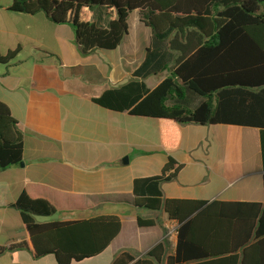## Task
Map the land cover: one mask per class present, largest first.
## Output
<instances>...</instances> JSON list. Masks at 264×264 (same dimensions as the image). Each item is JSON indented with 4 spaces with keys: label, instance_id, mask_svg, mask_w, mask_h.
<instances>
[{
    "label": "trees",
    "instance_id": "16d2710c",
    "mask_svg": "<svg viewBox=\"0 0 264 264\" xmlns=\"http://www.w3.org/2000/svg\"><path fill=\"white\" fill-rule=\"evenodd\" d=\"M93 8L105 11L107 28L96 27ZM8 11L43 13L54 24L71 26L84 55L116 49L133 12L152 32V47L134 73L137 80L94 102L157 122L167 162L160 175L134 181V206L163 212L176 223V244L171 255L164 239L141 257L122 252L111 264H264V203L163 199L160 191L181 168H174L171 155L185 124L259 129L264 172V0H13ZM19 51L0 54V64L12 62ZM148 77L158 81L153 89L144 83ZM22 157L17 123L0 101V170ZM262 188L264 193V173ZM15 207L25 239L0 246V255L25 249L34 259L53 255L56 264H77L102 254L121 231L116 216L37 222L35 216L87 209L81 196L42 185H27ZM137 224L150 228L156 221L137 218Z\"/></svg>",
    "mask_w": 264,
    "mask_h": 264
},
{
    "label": "crops",
    "instance_id": "0c3cea01",
    "mask_svg": "<svg viewBox=\"0 0 264 264\" xmlns=\"http://www.w3.org/2000/svg\"><path fill=\"white\" fill-rule=\"evenodd\" d=\"M11 3L0 0V54L17 48L20 51L9 64H0V101L17 123L23 157L18 165L0 170V246L25 239L21 212L15 202L27 185L37 184L79 195L87 208L62 213V218L41 217L43 220L39 221L35 216L39 223L101 216L120 219L121 231L110 247L77 264H111L122 252L141 257L164 239L168 242V255L173 254L178 225L163 212L135 207L132 192L136 179L160 175L167 162L168 155L160 147L157 122L134 117L128 111H111L94 102L105 91L137 80L134 73L152 47L150 28L133 12L127 21L128 33L116 49H99L84 55L71 26L54 24L43 13L8 11ZM99 10L104 13L100 28H107L105 11ZM162 76H167L166 71ZM144 83L153 89L158 81L148 77ZM211 128H239L254 134L260 158L258 169L234 174L223 188H212L218 180L217 173L194 156L200 147L205 155L210 154L205 138L210 137ZM171 156L176 162L174 168H181L175 178L160 184L163 199L264 203L259 129L222 124L181 125L179 144ZM200 166L206 172L195 178ZM253 176L261 183L254 198H233L230 188L241 186ZM137 218L153 219L156 225L141 228ZM0 264L56 261L53 255L34 259L27 250L19 249L2 253Z\"/></svg>",
    "mask_w": 264,
    "mask_h": 264
},
{
    "label": "rangeland",
    "instance_id": "374dc122",
    "mask_svg": "<svg viewBox=\"0 0 264 264\" xmlns=\"http://www.w3.org/2000/svg\"><path fill=\"white\" fill-rule=\"evenodd\" d=\"M4 1L12 2L13 0ZM91 15L96 27L100 28L104 13L98 8H93L91 10ZM168 74L169 72L166 71V75ZM245 130L252 131L250 129ZM209 136L210 137L208 139L205 138V146L210 145V154L205 155L202 147H200L195 151L194 156L203 161V163L217 173L218 180L214 183L212 188H223L228 184V180H230L234 174H244L258 169L260 158L257 152L258 144L254 134L242 132L239 128L230 131L222 128H218L216 130L211 128ZM204 172H206V168L204 166L196 168L195 178L203 176ZM260 189V179L253 176L246 178L241 186L231 187L229 191L233 198L248 199L254 198L253 195L257 194ZM57 215L62 218L61 215L63 214L57 213L49 217H53L51 219H55ZM36 217H39V221H42V218H48H41V216ZM174 229L175 225L172 229H170L171 235H173Z\"/></svg>",
    "mask_w": 264,
    "mask_h": 264
},
{
    "label": "built area",
    "instance_id": "2783aa9c",
    "mask_svg": "<svg viewBox=\"0 0 264 264\" xmlns=\"http://www.w3.org/2000/svg\"><path fill=\"white\" fill-rule=\"evenodd\" d=\"M175 233H176V230H175Z\"/></svg>",
    "mask_w": 264,
    "mask_h": 264
}]
</instances>
